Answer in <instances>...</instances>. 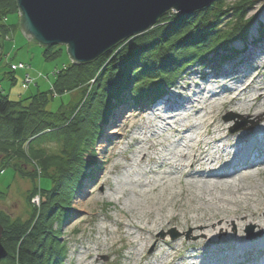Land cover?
Listing matches in <instances>:
<instances>
[{
    "label": "bare ground",
    "instance_id": "1",
    "mask_svg": "<svg viewBox=\"0 0 264 264\" xmlns=\"http://www.w3.org/2000/svg\"><path fill=\"white\" fill-rule=\"evenodd\" d=\"M240 42L243 45L236 51L244 55L242 62L218 63L210 79L202 74V84L193 80V86H183L164 97L163 107L152 110L161 124L150 119L145 128L152 133L134 136L132 141L138 147L129 145L121 152L125 163H113L116 170L130 169L128 163L137 158L139 163L148 164L143 179L130 180L139 186L132 195L147 202L146 207L141 206V213L132 212L125 222L115 218L124 243L121 248L129 250L121 254L125 264H264V27L251 41ZM244 64L256 66L245 73ZM218 108L251 114L258 122L231 131L229 122L218 117ZM127 119L121 116L116 121L119 129L106 138L109 157L118 153L125 135L121 127ZM161 132L163 138L159 139ZM109 157L102 162L106 164ZM103 168L106 172L107 164ZM249 224L255 226V233H262L248 236L242 227ZM171 227L183 234L188 227L198 238H164L166 253L155 256L141 252L150 242L154 251L161 253L157 244L161 239L154 233ZM186 246L195 248L197 254L184 255ZM85 250L80 264H99L92 259V251Z\"/></svg>",
    "mask_w": 264,
    "mask_h": 264
},
{
    "label": "trees",
    "instance_id": "2",
    "mask_svg": "<svg viewBox=\"0 0 264 264\" xmlns=\"http://www.w3.org/2000/svg\"><path fill=\"white\" fill-rule=\"evenodd\" d=\"M212 1L210 7L190 14L169 11L154 26L110 47L96 61L70 62L64 70L57 71L52 82L56 93L83 88L82 99L74 105L62 102L48 108L51 91L18 101L0 92V154L5 155L0 171L5 163L19 175L24 174L10 164L11 156L32 162L34 171H38L36 163L45 171L54 169L49 177L51 188L35 186L28 195L31 198L39 191L45 196L36 218L21 223L18 219L11 221L7 213L0 211L1 243L7 249L0 264H60L65 244L52 230V222L66 217L78 186L91 173L87 154L114 107L126 97L136 102L160 96L192 65L204 66L212 56H236L232 45L247 39L252 19L246 12L254 0ZM17 11L16 0H0V34L10 29V24L3 21ZM225 16L231 17L230 23L220 25V18ZM51 48L45 47L44 58H53L60 52ZM46 140L58 142L60 152L48 154L39 148Z\"/></svg>",
    "mask_w": 264,
    "mask_h": 264
},
{
    "label": "rangeland",
    "instance_id": "3",
    "mask_svg": "<svg viewBox=\"0 0 264 264\" xmlns=\"http://www.w3.org/2000/svg\"><path fill=\"white\" fill-rule=\"evenodd\" d=\"M228 1L232 2L233 0ZM253 2L254 4L252 3V6L246 12L247 17H251L252 20L248 23V35L245 41H251L261 34L264 27V0H254ZM207 6L210 7L211 3ZM169 11L172 13L176 12L175 9H169L163 13V15L169 13ZM230 20L231 17L225 16L222 19L220 18L219 23L220 25L227 26ZM3 22L8 25L10 24V29L6 34H0V92L6 95L10 100L18 101L34 93L36 94L37 92L55 91L52 82L58 74L57 71H62L70 62L73 63L70 61L71 59L67 50H65L66 46L64 44L43 46L26 38L23 31L20 29L19 10L6 17ZM12 22L14 25L11 24ZM242 45V42L235 41L232 47L238 50ZM45 47H52L51 51L60 49V52L53 58H44L43 51ZM260 53L259 50L256 51L257 55H260ZM222 54H224V52H222ZM242 56L244 55L238 52L235 57L226 58L227 60L231 59L230 62H225L226 59L223 57L221 59L214 57L212 62L208 60L204 66L198 64L192 65L179 76V79L175 81L172 87H169L161 94L162 98L164 99V97H169L179 92L183 86L186 88L188 86H193V80H197L202 84L200 75L203 74L205 79H210L211 76L214 75V68L218 63H235L240 61ZM261 57L264 58V55H261ZM96 60L97 58L86 64ZM13 63H20L26 66V68L11 69L10 64ZM254 66L256 65L244 64L242 65V69L246 73L250 72ZM26 72L31 75L33 81L29 83L27 87H23V77ZM54 72L57 73L53 74ZM203 84L205 85L206 83ZM82 89L83 88H78V90L65 92V94H54L52 92L53 96L51 97L50 103H48V108H56L57 105L59 106L62 102H67L66 105H74L75 102L82 99ZM154 98H152V100H154ZM125 99V101L111 110L112 112H110L108 122L102 125L100 135L93 143L94 145L89 154H87V159H91V173L85 175L86 177L81 181L80 186H78L79 188L74 197H72L71 205L66 210V217L52 222V230H55L56 233L60 235L61 243L65 244V252L60 264H80V261L85 256V249L92 251V259L97 260L99 264H125L121 254L129 250L128 248H121L124 243L122 239L119 238L120 236L116 227L117 225H115V218L122 219L125 222L127 217L129 219L131 218L132 212L141 213V206L143 208L146 207L144 204H147V202H143L142 199L138 201L134 195H132V191L137 190L139 186L132 184L130 180L132 178L143 179L148 164L139 163L137 158L134 163H128L130 169L116 170L113 168V163H125V160L121 156V152L127 150L129 145H133L132 149L138 147L137 144L132 141L134 136H149L152 133V131L145 128L150 119L161 124V122L155 118L152 110L158 106L160 107V105L163 107V99L161 104L157 105L150 104V101H145L143 99H138L136 102L131 100L130 97H126ZM218 112V117H220L221 121L229 122V130L235 127H238V129L249 128L251 127L250 125H255L258 122L251 114L247 115L219 108ZM123 115L128 118L124 126L121 127L125 135L117 148L118 153L115 156L112 155L109 157L110 147L108 146L109 143H107L106 138L110 137L109 132L119 129V125L117 126L116 124L118 122L116 121L119 119L121 120V116ZM227 115L235 116L230 120H225L224 117H228ZM162 138L163 132H161L159 136V139ZM143 146L146 148V145L143 144ZM38 147L46 150L48 154H57L60 152L59 143L52 140H46L38 145ZM157 147L160 148V146ZM129 152L127 153L131 157ZM147 152L152 154V149H148ZM107 156L109 157L106 163L108 169L105 172L103 171V167L106 164L103 163L102 160ZM3 160H5V155L0 154V165ZM9 162L12 165H16L24 174L19 175L16 170L12 169L11 165L4 163V169L0 171V211L7 213L11 221H14L13 219H18L21 223H27L29 220L38 216L42 208V202L45 201V196L42 192L39 193V191H37V193L31 194V198H28V195L30 196L35 186L40 187L39 189L42 190L51 188L52 180L49 177L52 175L51 173L54 169L53 167H49L45 171L36 163V165H38V167H36L38 171L37 169L34 171L32 162L13 156L9 158ZM127 171L129 175H127ZM240 173L244 174L245 172L241 171ZM32 174H35L36 178L32 179ZM38 176L40 178H38ZM100 176H102L103 179L104 177L107 178L108 181H101L99 178ZM112 189L117 190L118 194L111 195L110 190ZM116 196L119 197L118 201L115 200ZM33 198L34 201H32ZM254 227L253 224H249L243 226L242 231L248 234V230H251L252 236L253 234L262 233V231H257L258 233H255V231H253ZM185 228L184 234L174 227L166 231L157 230L154 236L161 239L157 242L158 246L162 248L161 253L155 252L154 243L150 242L142 246L141 252L145 254L155 253V256L166 253V249L168 248L163 251V239H171L174 235L175 239H178L180 236L187 240H195L198 238V236L191 234L192 230L190 228ZM195 251V248L188 246L182 249L184 255L195 253ZM143 263L148 264L146 262Z\"/></svg>",
    "mask_w": 264,
    "mask_h": 264
},
{
    "label": "water",
    "instance_id": "4",
    "mask_svg": "<svg viewBox=\"0 0 264 264\" xmlns=\"http://www.w3.org/2000/svg\"><path fill=\"white\" fill-rule=\"evenodd\" d=\"M212 0H16L20 29L43 46L64 44L70 61L87 63L120 41L142 33L169 9L190 14ZM225 120L235 115H227ZM254 125V124H252ZM252 125H250L252 127ZM235 127L232 130H237ZM0 261L7 255L1 243ZM249 236L251 230H248ZM175 238V235L172 236Z\"/></svg>",
    "mask_w": 264,
    "mask_h": 264
},
{
    "label": "built area",
    "instance_id": "5",
    "mask_svg": "<svg viewBox=\"0 0 264 264\" xmlns=\"http://www.w3.org/2000/svg\"><path fill=\"white\" fill-rule=\"evenodd\" d=\"M10 68L11 69H14V70H16V68L18 69H25L26 68V66H24V65H22V64H10ZM57 72H54L53 74H56ZM33 81V78L31 77V75L29 74V73H25L24 74V77H23V87H27L28 85H29V83H31ZM54 94H56V92L55 91H52ZM38 197V196H37ZM32 201H34V198L32 199Z\"/></svg>",
    "mask_w": 264,
    "mask_h": 264
}]
</instances>
